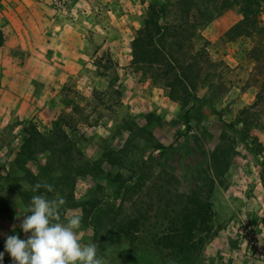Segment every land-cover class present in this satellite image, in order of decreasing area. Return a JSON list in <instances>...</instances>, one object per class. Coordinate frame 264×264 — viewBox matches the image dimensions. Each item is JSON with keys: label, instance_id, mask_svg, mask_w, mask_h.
I'll return each mask as SVG.
<instances>
[{"label": "rangeland", "instance_id": "rangeland-1", "mask_svg": "<svg viewBox=\"0 0 264 264\" xmlns=\"http://www.w3.org/2000/svg\"><path fill=\"white\" fill-rule=\"evenodd\" d=\"M23 1L0 0V47L33 20L29 73L0 53V264L33 195L82 216L103 264H264V0H71L69 34ZM26 127L46 143L21 167Z\"/></svg>", "mask_w": 264, "mask_h": 264}, {"label": "clouds", "instance_id": "clouds-1", "mask_svg": "<svg viewBox=\"0 0 264 264\" xmlns=\"http://www.w3.org/2000/svg\"><path fill=\"white\" fill-rule=\"evenodd\" d=\"M41 188L53 190L51 185L36 183L32 191ZM65 203L62 197H31L20 225L27 238L10 235L5 241V251L14 264H103L97 256V245L81 239L82 216L72 214L61 219L60 210ZM3 259L4 253L0 252V261Z\"/></svg>", "mask_w": 264, "mask_h": 264}, {"label": "crops", "instance_id": "crops-1", "mask_svg": "<svg viewBox=\"0 0 264 264\" xmlns=\"http://www.w3.org/2000/svg\"><path fill=\"white\" fill-rule=\"evenodd\" d=\"M23 3L27 4L28 6H33L32 2L30 0H24ZM23 6L25 7V5L23 4ZM74 12V11H73ZM72 16V15H70ZM13 19V27L14 30L12 31V35L9 36L8 42L6 44V46L0 47V53H5L4 57H5V61H4V65L6 66L8 72L6 75H16L17 71H21L22 72H27L24 69L18 68L17 62L16 60H14L12 51H27V47L29 45L28 43V33L26 28L24 27V22H27L29 25L31 24V22L33 21L32 19L29 18H25V19H20L17 18L15 19V17L12 18ZM74 25H76L73 21L72 18H70L67 15L64 14H58L57 13V19H55L54 22L51 23V26L53 27V29H56V31L62 32L63 34H69L72 32ZM36 50V49H35ZM64 52L66 53V55H69L67 62L69 64H71V60L72 59H79V53L75 51H71V50H64ZM15 53V52H14ZM29 73V72H27ZM70 74H73L75 72L70 71ZM6 75L3 77V81L6 79L8 81V76L6 78ZM18 76V75H16ZM15 76V77H16ZM17 79V78H16ZM33 79V78H32ZM22 81V80H20ZM5 83V82H4ZM13 85L15 87H18L17 83H13ZM4 87H7L4 84L0 85V95H3V99H5V97H7L6 92L3 94V89ZM11 90V89H10ZM6 91V89H5ZM9 93V91L7 92ZM11 95V93H9Z\"/></svg>", "mask_w": 264, "mask_h": 264}, {"label": "trees", "instance_id": "trees-1", "mask_svg": "<svg viewBox=\"0 0 264 264\" xmlns=\"http://www.w3.org/2000/svg\"><path fill=\"white\" fill-rule=\"evenodd\" d=\"M161 14L157 13L156 18L160 19ZM237 29L241 28V24L236 26ZM139 44V39H135L132 42V56L134 57V62L135 60L138 59V54H137V47ZM0 46L2 44L0 43ZM186 121H188V114H186ZM237 122L239 123H245L244 119L238 118ZM57 125V124H56ZM24 132L27 134L26 140H24V143L20 149V151L17 153L15 162L19 166H24L28 162H33L37 160L38 155L42 154L43 152L40 150L39 146L40 144H45V134H42L39 132L35 127L32 128H24ZM51 133V132H49ZM44 142H43V141ZM253 140L255 141V146H256V151L258 154H261L262 149L257 146L258 139L256 137H253ZM263 179H264V166H263ZM210 209L208 208V211Z\"/></svg>", "mask_w": 264, "mask_h": 264}, {"label": "built area", "instance_id": "built-area-1", "mask_svg": "<svg viewBox=\"0 0 264 264\" xmlns=\"http://www.w3.org/2000/svg\"><path fill=\"white\" fill-rule=\"evenodd\" d=\"M58 14L67 15L70 10L71 0H47Z\"/></svg>", "mask_w": 264, "mask_h": 264}]
</instances>
